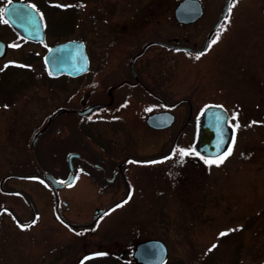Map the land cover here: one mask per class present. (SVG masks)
<instances>
[{
	"label": "rangeland",
	"instance_id": "rangeland-1",
	"mask_svg": "<svg viewBox=\"0 0 264 264\" xmlns=\"http://www.w3.org/2000/svg\"><path fill=\"white\" fill-rule=\"evenodd\" d=\"M6 1L0 0V9ZM52 1L62 9L56 17L76 14L74 25L56 36L83 40L88 53H104L103 24L124 21V0ZM231 5L226 22L233 30H225L222 56L206 63L177 55L173 78L178 100L190 98L196 108L209 101L230 108L233 126L239 124L231 154L219 165L193 155L187 166L163 163L144 169L134 201L115 208L85 233L59 221L52 194L42 180L31 177L46 167L55 177L61 175L56 154L49 151L44 157L39 145L34 153L26 148L58 108L64 81L49 75L42 59L45 46L22 42L0 22V39L18 45L0 60V183L13 191H0V208L9 206L24 222L1 213L0 264H80L95 254L102 261L84 264H136L133 250L151 239L168 247L167 264H264V0H233ZM127 6L132 11L137 0H127ZM93 24L100 26L97 36ZM70 189L60 192L69 205L61 210L72 223L91 221L97 205L79 201ZM20 192L38 214L31 226L25 223L33 214Z\"/></svg>",
	"mask_w": 264,
	"mask_h": 264
},
{
	"label": "flooded vegetation",
	"instance_id": "flooded-vegetation-1",
	"mask_svg": "<svg viewBox=\"0 0 264 264\" xmlns=\"http://www.w3.org/2000/svg\"><path fill=\"white\" fill-rule=\"evenodd\" d=\"M19 1L32 5L43 17L44 41L38 43L20 39L26 44L45 46L43 61L48 49L55 44L71 40L84 42L75 38L60 40L56 36L74 25V12L56 17L55 12L58 14L62 9L58 10L57 3L52 0ZM181 1L146 0L143 3V0H137V6L130 11L127 0H124V21L103 24L106 30L104 53L87 52L88 71L76 77L64 74L57 77L74 85L60 84L56 109L59 114L50 123L49 118L54 112L46 116L42 122L47 129L35 143L31 140L29 149L26 148L34 153L39 145L44 157L49 151L56 154V164L59 165L56 170L61 175L55 177L46 167L40 176L31 177L44 182L53 201L55 199L54 210L59 221L65 226L75 227L76 233L91 232L118 205L125 206L134 201L139 174L144 169L155 170L163 163H172L175 167L190 165L195 154L181 161L177 150L195 149L197 120L204 108L220 106L228 113L230 111L222 102L209 101L196 108L190 98H176L173 78L177 55L206 63L216 61L223 53L225 30H233V25L226 22L229 15L228 11L227 16L225 14L227 0L224 5L223 0H194L199 9L190 10L193 14L187 22L179 21L176 15ZM98 27L96 24L92 26L96 36ZM54 36L57 40L48 42V38ZM211 40L217 42L211 44ZM84 44L87 51L86 42ZM11 48L9 45L8 52ZM197 54H202L200 59L195 58ZM159 113H167L172 122L161 128L149 125L148 117ZM161 136H165L163 147ZM55 144L57 149L53 150ZM174 151H177L175 156ZM201 160L213 159L204 157ZM153 161L157 163H149ZM64 168L67 169L65 173ZM45 174L62 183L72 177V182L68 187L54 189L43 180ZM3 185L1 182L0 191L3 194L13 193ZM69 188L76 192L79 201L97 205L91 221L72 223L66 212L61 210V205L69 210L68 198L60 194ZM20 195L33 214V220L25 223L31 226L38 218L36 208L26 195L21 192ZM105 206L107 208H103ZM3 212L9 214L5 218L9 216L15 223H24L9 206L0 208V218Z\"/></svg>",
	"mask_w": 264,
	"mask_h": 264
},
{
	"label": "water",
	"instance_id": "water-1",
	"mask_svg": "<svg viewBox=\"0 0 264 264\" xmlns=\"http://www.w3.org/2000/svg\"><path fill=\"white\" fill-rule=\"evenodd\" d=\"M230 2L231 0H228L226 4L225 14L228 11ZM196 9H199V4L196 1L182 0L178 4L176 15L179 21L187 22L193 14L190 10ZM4 11L9 25L22 38L34 42L44 41V26L39 19L40 14L33 6L22 1L12 0L11 4L7 2ZM181 49L190 50L188 48ZM7 50L8 44L0 40V60L5 57ZM44 59L48 70L53 75L64 73L76 77L89 69L85 44L77 40L54 45L48 50ZM58 114L59 111H56L49 118L48 123L55 119ZM217 116L221 117V120L218 121ZM164 121L169 122L163 124ZM197 121L198 133L195 150L199 154L208 158H218L232 146L235 129L230 125L229 114L223 107L208 106L204 108ZM147 122L153 127L161 128L169 125L172 118L168 117L167 113H159L149 116ZM46 129L47 126L39 130L32 142L35 143ZM45 179L51 183L54 189L66 187L72 182V177L65 183L58 182L50 174H46ZM133 257L138 264H165L168 259V248L161 240H147L136 246Z\"/></svg>",
	"mask_w": 264,
	"mask_h": 264
},
{
	"label": "snow or ice",
	"instance_id": "snow-or-ice-1",
	"mask_svg": "<svg viewBox=\"0 0 264 264\" xmlns=\"http://www.w3.org/2000/svg\"><path fill=\"white\" fill-rule=\"evenodd\" d=\"M8 3L11 4L12 3V0H8ZM234 6L235 5H230L229 6V8H228V14L231 13L232 7H234ZM4 16H5V11L2 10V9H0V22H3L4 24L9 23V21L7 19H5ZM226 16H227V14H226ZM39 19L42 21V19H43L42 15H40ZM218 39H219V35H217V40ZM217 40H211V44H215L217 42ZM10 47H18V45H15L14 44V45H10ZM200 55H202V54H197L195 58L196 59H200ZM5 67H7V65ZM21 67H23V66H21ZM232 118L233 119H236V114L235 113L233 114V117ZM216 119L219 121V120H221V117L217 116ZM253 123H255V122H253ZM238 127H239V124L237 123L235 125V128H238ZM234 140H235V137L233 136V142H234ZM177 151H178L179 159L181 161H183V158L186 157V156L193 155V154L199 155V153L196 152L194 148H190V149H178ZM177 151H174L173 156L177 155ZM231 152H232V149H231V147H229L228 150L226 152H224L223 154H221L217 159L205 160V163L206 164H209V165H211V164L219 165L220 163H223L224 159L228 155H230ZM171 158L172 157H167L166 159H171ZM200 158L201 159H204L203 156H201ZM149 163H157V161H153V162H149ZM124 203H127V201H125ZM120 206H122V205H118L117 207H120ZM220 235L221 236H224V235H227V233H221Z\"/></svg>",
	"mask_w": 264,
	"mask_h": 264
},
{
	"label": "trees",
	"instance_id": "trees-1",
	"mask_svg": "<svg viewBox=\"0 0 264 264\" xmlns=\"http://www.w3.org/2000/svg\"><path fill=\"white\" fill-rule=\"evenodd\" d=\"M100 257H103V256H97L96 258H92V259H90V260H88V261H97V260H100V261H102V259H100ZM87 261V262H88ZM104 261V260H103ZM105 262V261H104ZM98 264H100V263H98Z\"/></svg>",
	"mask_w": 264,
	"mask_h": 264
}]
</instances>
